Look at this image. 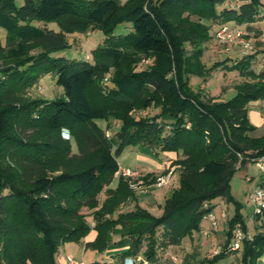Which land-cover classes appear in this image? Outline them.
<instances>
[{
	"label": "trees",
	"instance_id": "trees-1",
	"mask_svg": "<svg viewBox=\"0 0 264 264\" xmlns=\"http://www.w3.org/2000/svg\"><path fill=\"white\" fill-rule=\"evenodd\" d=\"M261 6L262 0H24L18 7L15 0H0V28L7 31L6 44L0 42V264H58L64 243H84L93 230L97 237L85 248L102 256L115 235L130 244L110 260L90 264H125L144 244V259L155 264L159 249L201 231L215 199L235 201L230 189L236 171L248 157L264 154V136L252 135L256 127L248 116L251 102L264 101V69L253 68V55L231 66L216 63L245 78L229 101L204 100L191 78L212 71L198 48L215 37L212 27L250 24L261 18ZM124 21L133 30L114 35ZM53 22L60 31L48 28ZM95 29L106 39L93 50V60L53 56L70 46L68 34ZM143 59L149 65L139 69ZM50 72L63 95L27 97ZM150 109L158 112L135 116ZM112 120L120 122L115 137L107 135ZM65 129L73 140L61 137ZM129 146L178 155L170 166L179 169V185L161 215L139 203L120 210L137 200L122 174L110 187ZM239 206L227 244L202 264L229 254L237 223L248 232ZM85 208L95 209L94 226ZM263 229L258 224L252 240H245L242 264H257L264 254Z\"/></svg>",
	"mask_w": 264,
	"mask_h": 264
},
{
	"label": "rangeland",
	"instance_id": "rangeland-1",
	"mask_svg": "<svg viewBox=\"0 0 264 264\" xmlns=\"http://www.w3.org/2000/svg\"><path fill=\"white\" fill-rule=\"evenodd\" d=\"M121 4L125 5L130 0H120ZM16 5L19 7L23 5L24 0H15ZM240 3V1H232L233 5ZM261 18L250 24H242L238 25L235 22H230L228 25L239 28L247 32L245 39L251 43L253 49L246 50L242 45L236 43L235 40H217L215 37H212L209 40L199 42L198 48L204 49L203 62L206 64L208 68H212L210 74L206 77L204 76H193L191 78V85L195 91H200L201 94L204 95V100L211 99V97L219 100V101H229L234 98L237 94L236 86L242 83L245 78L239 75L238 71L228 69L226 67H218L215 68V64L220 62V64H225L231 66L234 61L240 60L245 56L253 55V68L256 71H261L264 66V0H262V6L260 7ZM238 25V26H237ZM220 26L216 25L212 27L211 33L212 35L217 31ZM252 27L253 29H248ZM48 28L53 29L55 31H60L59 25L56 22L49 23ZM133 30V23L131 21H124L119 23L114 31V35H122L126 34ZM6 36L7 31L4 28H0V42L2 44H6ZM106 39V35L103 30L95 29L91 30L87 33H72L68 34V41L70 46L64 50H61L57 53H54L53 56L59 57L63 56L69 58L71 60H84L86 55L92 56L93 50L101 43H103ZM188 50H192V46H188ZM144 60V59H143ZM140 61L139 69L146 68L149 65L148 60ZM105 82V81H104ZM64 90L61 86L57 84V74L50 72L43 75L39 84L31 88L29 91L25 92V95L30 98H49L53 99L56 97L62 96ZM248 116L252 125L256 127L255 131L252 133L255 137L264 136V127L258 125L259 122L264 121V101L257 104H250L248 106ZM158 110L150 109L146 112L143 110H138L135 112V116H142L148 113L155 114ZM98 123L103 127H107L108 121L99 120ZM112 129L110 130V136L116 135L120 122L112 120L111 121ZM61 137L64 140H73L72 132L69 129L62 130ZM113 137V138H114ZM78 152L77 145L74 143V153ZM139 154H144L141 152L137 146H129L126 150L121 154L118 158L119 163L122 169L126 167H130L135 170L138 168V164L141 162ZM145 155V154H144ZM179 170V169H178ZM120 173L116 174L117 179H115L114 184L117 183ZM254 176L255 180L251 183L247 180V177ZM260 170L257 165L253 162H249L245 167L239 168L232 181H231V189L230 193L235 201H229L228 199H220L219 202H222V206H218L216 209V215L218 219V223L222 224L221 229L218 234H214V226L209 221H203V227L206 231L210 232V238L203 239L201 231H194L192 237H186L183 239L182 244L178 246H170L166 249H159L158 251V260L155 264H202V260L204 258H212L218 251H221V247H223L224 242L226 241V234H224V220L221 219L220 215L222 212H225L229 218H233L236 215L237 208L239 206V212L245 223L248 225V231L250 235H254L257 232V222H254L253 215L255 212V207L249 200V196L252 191L257 188L260 180ZM124 176V175H123ZM153 178H149V180H145L148 183L154 180ZM129 180V188L132 181H136L135 178H139V174L137 173V177L129 178L124 176ZM176 182V183H175ZM179 184V173L175 175L174 182L168 187L162 188L160 190L153 191L152 189L147 193L151 196H155L160 198L158 193L171 190H174ZM255 187V188H254ZM254 188V189H253ZM132 190V189H131ZM134 192V191H133ZM158 192V193H157ZM135 195L141 196L140 192H134ZM106 194L102 193L99 196L100 201L102 202L105 199ZM222 200V201H221ZM161 201L164 205V200ZM132 202H127L121 205L120 210L125 209L129 210L128 206H131ZM160 206L154 204L152 206L153 212L155 215H161ZM131 208V207H130ZM95 209H83V213L88 215V221L90 224L95 225L93 220L92 212ZM261 225H264V217L262 220L258 222ZM121 238L119 236H114V243L109 247L106 254L109 257L106 259L110 260L112 254L120 253L125 247H116V243L120 241ZM129 240V239H128ZM203 241V242H202ZM204 243V244H203ZM82 244L78 242H66L61 246L58 256L62 258H67V256L73 257L75 260H84L85 263H91L96 260H102L104 255L96 253L94 250L87 249L83 247ZM146 250V244L141 249V252L136 256H129L124 263L130 264L133 262L134 264H151L144 259V255L142 254ZM224 258L219 259L214 264H242L243 254H244V245L239 252L230 253ZM257 264H261L260 261Z\"/></svg>",
	"mask_w": 264,
	"mask_h": 264
},
{
	"label": "built area",
	"instance_id": "built-area-1",
	"mask_svg": "<svg viewBox=\"0 0 264 264\" xmlns=\"http://www.w3.org/2000/svg\"><path fill=\"white\" fill-rule=\"evenodd\" d=\"M246 35H247L246 31L239 28H234L228 24L221 25L215 32V38L217 40L224 41L226 39H230L233 41L236 39L237 44L242 45L246 50L249 49L251 50L253 49V47L251 46V43L245 39ZM85 58L89 60L91 56L86 55ZM107 135L110 136V131L107 132ZM239 158L240 160H242L244 157L239 154ZM247 159L249 160V162L255 163L261 173L259 185H257V188L254 191H252L249 196V200L255 207L253 219L254 222L258 223L264 217V154L259 157H253V158L248 157ZM177 170H178L177 166H169L165 172L158 174L154 178V180L151 181L150 183H148L144 179L135 178L137 177V173L132 172L128 169L121 170V174L126 177L136 179V181H132L130 184V187L134 192L148 193L152 188H165L173 184ZM248 178L249 180H251L250 177ZM206 218L210 219L214 226L217 225V219L214 214L210 213L209 215L206 216ZM232 233H233L232 239L226 248L227 252L230 253L238 252L239 250H241L245 240L246 239L252 240L254 236L246 232L241 223L236 224ZM219 252L220 251H218L217 253ZM66 262L67 264H86L83 261L75 260L71 256H67Z\"/></svg>",
	"mask_w": 264,
	"mask_h": 264
},
{
	"label": "crops",
	"instance_id": "crops-1",
	"mask_svg": "<svg viewBox=\"0 0 264 264\" xmlns=\"http://www.w3.org/2000/svg\"><path fill=\"white\" fill-rule=\"evenodd\" d=\"M263 69H264V66H263ZM260 102H262V101L258 100V101H253L250 104L259 105ZM258 125L264 127V121L259 122ZM137 148L141 152H144L145 155L144 154H139L140 159L143 158V160L141 159V162L138 164V168H136L135 170L131 169L130 167H126L124 170L128 169V170H130L132 172L138 173L139 174V179L149 180V178H153L155 175H158V174H161V173L165 172L166 169L171 165L173 160L178 158V155L176 153H168V152L158 153L155 150H153V149H151L150 147H147V146H142V147L141 146H137ZM120 168H121V165H120ZM121 170H123V169L121 168ZM177 173H179V170H177ZM248 176H250V175H248ZM250 178H251V180H249V178L247 177V180L252 183L255 180V177L254 176H250ZM115 179H117V177H115ZM115 179H114V181H115ZM114 181H113V183L110 186L112 188H115L118 185V181L115 184H114ZM259 182H260V180H259ZM178 185H177V187H178ZM160 189H162V188H152L153 191H156V190L158 191ZM172 192H173L172 188H171V190H167V191H164V192H161V193L157 192L158 195H160V198L156 197L157 194L155 196H151L150 194L142 193V194H140L141 196L137 195V200L133 201L131 206H128L129 210L122 209L121 211H131V210H133L135 208V205L137 203H139L143 208H145V209H147V210H149L151 212H153L152 206L154 204H157L158 206L161 205L160 206V212H162L163 203L161 201H158V200H164V202H165V200L170 196V194ZM220 199L223 200V198H217L211 203V205L214 206L212 214L215 215L216 219H217L216 209L218 208V206H222V204H223L222 202L218 201ZM130 202H132V201H129V203ZM220 217H221L222 220H224V222H223L224 223V234H226V241L224 242V245H223V247H224L227 244V242H228L229 231L231 230L230 224H231V219L232 218H229L228 215L225 212H222ZM203 221H209L212 224V226H214L212 221L210 219L206 218V217L204 218ZM203 221H202V224H201L202 238L203 239H205V238L208 239V238H210L211 234H210L209 231H206L205 228L203 227ZM257 224H259V223H257ZM92 226H93V224H92ZM221 226H222V224L221 223L219 224L218 223V219H217V225L213 227L214 231H215L214 232L215 235L218 234L219 230L221 229ZM247 227H248V225H247ZM263 231H264V229H263ZM248 233H249V231H248ZM96 237H97V232L95 230H93L88 235V237L85 239V242H92V241H94L96 239ZM129 244H130V241L128 239H121L120 241H118L116 243V247H125L126 248V247L129 246ZM82 245L85 248V244H82ZM223 247H221V248H223ZM85 250L87 251L86 248H85ZM106 257H109L108 254L104 255V258H106ZM127 259H129V258H126L125 261ZM79 261L85 262L84 260H79ZM259 261H260L261 264H264V254L260 257L258 262ZM57 262H58V264H67L66 259L62 258L61 256L57 257ZM87 264H90V263H87ZM130 264H134V263L131 262Z\"/></svg>",
	"mask_w": 264,
	"mask_h": 264
}]
</instances>
